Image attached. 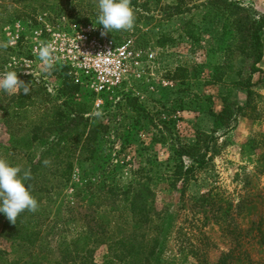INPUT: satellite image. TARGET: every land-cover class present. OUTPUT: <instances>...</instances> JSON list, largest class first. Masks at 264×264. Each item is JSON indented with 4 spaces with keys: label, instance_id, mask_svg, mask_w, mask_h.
Masks as SVG:
<instances>
[{
    "label": "rangeland",
    "instance_id": "374dc122",
    "mask_svg": "<svg viewBox=\"0 0 264 264\" xmlns=\"http://www.w3.org/2000/svg\"><path fill=\"white\" fill-rule=\"evenodd\" d=\"M135 1L140 12L148 10V14L143 12L145 19L143 15L142 18L137 17L134 12L133 28L114 31L113 34L120 42L130 41L131 46L142 54L137 72L113 97L103 94L98 109L94 107V95L89 98L87 92L80 91L77 96L78 102L87 105L86 112L93 115L88 116L89 122L106 127L98 133L99 156L107 159L106 174L102 175L103 171L99 172V168L93 165L80 162L85 155L84 150L71 153L66 150L61 157L70 154L69 159L74 163L71 185L80 186L87 180L98 183L108 173L114 176L116 183L125 185L134 179L133 172L143 167L147 168L153 180L166 178L178 163L174 154L178 144L194 143L196 132L200 131L197 128L206 127L207 130V125L197 127L195 112L222 108L223 99L232 108L245 101L244 89L233 83L248 77L250 60H245L235 48L229 61L231 69L219 73L220 82L213 79L214 68L224 61L220 47L226 43V36L222 34L218 20L207 21L209 0H184L182 7L188 10L173 17L172 10L165 9V6L175 5L177 0ZM238 1L254 9L258 6L257 12L264 15V0ZM32 9L36 11L32 13ZM40 13L48 14L52 20L64 16L70 21L88 20L98 25L96 0H0V74L6 71L29 74L35 78V85L42 92L47 91L55 97L61 83L58 75H53L51 69L39 62H35L32 68L18 66L16 61L29 55L28 48L11 50L5 46V26L32 19ZM150 16H153L152 20ZM168 16L171 18L166 20ZM189 23L198 29L195 41L181 34L182 28ZM161 30L169 32L175 42L165 46L156 44L155 33ZM150 53L153 54L151 59L148 57ZM175 71L179 75L176 80L172 78ZM253 91L262 98L253 99L255 113L260 117L250 119L245 125L249 130L245 141L237 142L232 134L238 123L228 131L220 129L216 134V148L206 154L208 163L193 172L182 195L181 187L175 191L166 184H150L154 195L151 212L154 221L147 238L148 242L156 238L163 240L161 264H217L223 253L231 254L227 264H234L238 257L250 264H264V162L260 159L264 157V76L262 84ZM124 93L129 95L131 103L126 98L121 101ZM18 94L19 91L9 94L0 90V153L13 165L22 168L26 164V153H36L37 150L30 148L26 140H20L23 131L16 133L12 144L6 130L8 127L3 125L4 116H9L7 107L13 105L14 96ZM48 106V102L43 105L35 102L21 110L19 119L22 122L35 121L41 111H49ZM201 122L204 123V119ZM17 124L18 120L13 119L11 125ZM201 132L207 133L205 130ZM13 148L16 151H12ZM185 163L190 164L188 159ZM55 179L49 182L53 186L59 182L58 178ZM47 190L39 198L40 203L48 205V210L44 212V223L38 228V239L51 241V247H56L60 240H69L85 222L89 228L99 232V238L105 242L115 240L134 228L129 218H119L110 210L113 204L110 200L81 201L71 196L72 188L69 187L60 194L50 184ZM90 192L97 194L93 190ZM207 195L212 198V203L207 202ZM228 204L232 205L228 213L216 211L217 207L225 209ZM102 218L107 222L100 221ZM67 220L73 222L64 224ZM3 223L0 214V251L6 253L5 258L10 263L19 257L26 258V255L34 258L45 256L46 253L39 248L25 245L21 249L9 243L3 237ZM154 224L160 227V231ZM104 253L105 245L98 244L94 250L97 264H119L105 258ZM49 262L53 263L52 255L48 262L41 264Z\"/></svg>",
    "mask_w": 264,
    "mask_h": 264
},
{
    "label": "trees",
    "instance_id": "16d2710c",
    "mask_svg": "<svg viewBox=\"0 0 264 264\" xmlns=\"http://www.w3.org/2000/svg\"><path fill=\"white\" fill-rule=\"evenodd\" d=\"M184 3V0H177L175 5H166L165 9H171V16L173 17V15L188 10L183 9L182 6ZM130 6L133 12L137 14V17L142 18L144 16L145 19L143 12H145L144 14H148V10L140 12V8L137 7L135 0H130ZM35 11V9H32L31 12L34 13ZM171 16L165 19L168 20ZM149 18L151 19L153 16ZM206 18L208 22L218 20L221 23L223 30L222 34L226 36V43L229 42L228 44L225 43V46L222 45L220 47L224 53V61L220 66L214 68V80H219L220 82L219 73L231 69L229 61L232 60L230 57L232 56V49L235 48V51L239 52L245 60H250V72L248 77L233 83L244 89L245 101L236 108H232L227 104V100L223 99L221 111L213 115L214 124L212 131L210 133L197 131L194 143H184L185 145L178 144V147L174 149V154L178 163L166 178L160 177L157 180H153L147 168L143 167L134 171V179L125 185L116 183L117 180L110 173L100 179L98 183H92L87 180L80 186L71 185L74 163L69 159L71 158L69 157L70 154L65 155V158L61 157V153L66 150V152L70 153L78 149L79 151L84 150L85 155L83 158H80V162L93 165L95 168H99V172L103 171L102 175L106 174L104 167L107 163V159L104 156H99L98 146V133L100 131L103 132L106 127L101 123L94 124L89 122L88 116L93 115H89L86 112L87 105L85 103H80L77 100L80 91L87 92L89 98H92L93 94L88 92L87 89L85 90L84 87H80L74 81L70 68L66 66H57L51 69V73L53 75H58V78L61 79L60 86L55 92V97H52L47 91L42 92L35 85V78L31 75L17 73L18 78L28 83L32 91L29 95H24L22 91H19V94L14 96V98L16 97L15 101L13 105L7 107L6 113L9 116H4L3 125L5 128L8 127L6 130L12 144L15 142H13V138H15L18 133L24 132L23 135L20 136V140H26L30 148L37 150L36 153L32 154L25 152L27 154L26 164L22 169L31 170L32 178L28 181V184L30 185L31 194L37 197L38 200H36L39 206L38 210L35 212L25 210L19 214L15 224L11 223L1 214L4 220L2 232L4 239L8 240V242L15 247L22 249L25 245L32 246L33 248H39L46 254L45 256L37 255L36 258L31 255H26V258L19 257L17 260L10 263V261L5 258L6 253L0 251V261H3L2 264H41L46 260L48 262L51 255L53 263L49 262L50 264H97L94 257V250L98 244L105 245V258L113 259L119 264H161L160 255L163 240L161 241L156 238L148 242L147 238V233L152 229L151 224L154 221L151 217L154 195L150 184L155 182H157L156 184H166L175 191L179 190L178 187H181L182 191L180 194L182 195L183 190L192 179L193 172L204 168L206 163H208L206 154L208 155L211 149L216 148L217 132L220 129L228 131L234 128L239 117H249V119L252 120L260 117V115L255 113L256 107L253 105V99L261 100L262 98L252 89V77L254 74L261 72L258 68V64H260L264 55V15L258 13L253 6L245 5L238 0H209ZM77 22L83 25L94 24L88 20L83 22L76 20L75 23ZM182 30V36L190 38V40L193 41L196 40L198 29L194 24H185ZM110 35L113 40L120 42L113 32L110 33ZM155 37L156 44H159V46H165L175 42V40L172 41L169 32H164L162 30L155 33ZM176 72L177 71L172 75V78L175 80L178 79L179 76ZM122 95L121 101L126 98V100L131 103L127 93ZM207 99L209 102L211 101L210 98H206V100ZM196 100L199 102V97H197ZM132 101L134 102L135 100ZM35 102H38L40 105L48 102V108L50 107L49 111L48 109L41 111L40 117L35 121L22 122L19 119L20 112H22L21 110L33 106ZM198 109L202 110L200 108ZM207 112L211 113V109L207 110ZM252 112L255 115H251ZM92 118L95 119L97 117ZM13 119L18 120L17 125H11ZM69 147L72 149L70 150ZM12 151H16V149L13 148ZM2 155L3 154L0 153V158L7 160L13 165L10 160ZM185 159L189 160V165L185 163ZM260 159L264 162L263 156ZM46 160L49 161L47 165L44 164ZM149 170L151 171V169ZM55 178H58L59 182L53 186V184L49 182L51 180H57ZM42 182L43 186L41 185ZM49 184L58 194L68 187L72 188L71 196L73 198L78 197L81 201H88L89 199L95 201V199L100 200L101 198L110 200L113 203L110 210L119 218H122V216L129 218L130 221L134 223L133 230L129 233H123L115 240L105 242V239L99 238V232L89 228L88 223L85 222L80 227V231H77L69 240H60L56 242V247H51V241L44 238L38 239V228L44 223V212L48 210V205L46 206L44 203H40L39 198H42L43 195L48 192L47 189ZM92 190L96 191L97 194H92V192H90ZM203 200H205V198H203ZM207 202H213L209 195H207ZM238 207L239 206H237V208ZM231 208L232 205L228 204L227 208L222 209L221 207H217L216 211L222 210L228 213ZM166 214L167 213H165V215ZM168 218H166V220ZM101 220H103L104 223L107 222V220L103 218L100 219V221ZM71 222H73V220H67L64 224H69ZM100 224H102V222ZM154 227L158 228L160 231L158 225L154 224ZM100 229L104 231V228ZM54 257L56 258L53 259ZM230 258V253H223L217 264H227V260ZM234 264L250 263L248 260L238 257L235 259Z\"/></svg>",
    "mask_w": 264,
    "mask_h": 264
},
{
    "label": "built area",
    "instance_id": "2783aa9c",
    "mask_svg": "<svg viewBox=\"0 0 264 264\" xmlns=\"http://www.w3.org/2000/svg\"><path fill=\"white\" fill-rule=\"evenodd\" d=\"M102 31L101 26L77 24L64 16L52 20L46 13L3 28L5 46L11 50L28 48L29 55L17 60L18 66L32 68L39 62L47 69L69 67L74 81L95 96L96 109L103 94L113 97L135 75L142 56L130 41L116 42L110 33L101 35ZM45 46L50 52V66L39 59V51ZM148 57L153 58V54Z\"/></svg>",
    "mask_w": 264,
    "mask_h": 264
},
{
    "label": "clouds",
    "instance_id": "9594fccd",
    "mask_svg": "<svg viewBox=\"0 0 264 264\" xmlns=\"http://www.w3.org/2000/svg\"><path fill=\"white\" fill-rule=\"evenodd\" d=\"M96 8V22L103 26L104 30L101 35L133 28L135 16L130 0H96ZM39 59L43 64L50 66V52L47 46L40 49ZM0 90L9 94L22 91L24 95H29L32 91L30 85L20 80L15 71L0 74ZM48 163L49 161H44L45 165ZM31 178L30 169L13 166L0 158V214L13 224L18 215L25 210L30 212L38 210V202L31 194L28 184Z\"/></svg>",
    "mask_w": 264,
    "mask_h": 264
},
{
    "label": "crops",
    "instance_id": "0c3cea01",
    "mask_svg": "<svg viewBox=\"0 0 264 264\" xmlns=\"http://www.w3.org/2000/svg\"><path fill=\"white\" fill-rule=\"evenodd\" d=\"M256 9H259L258 6H256ZM258 68L260 69L261 72H258L256 74L253 75V77H256L255 79L252 77V83H253V87L252 89L255 90L257 88V86L259 87V85L262 84V80H263V76H264V57L262 59V61L260 62V64H258ZM217 102V101H216ZM221 111V108H212L211 109V113L210 112H195L194 115L196 116L195 118V122L198 126H205L207 125V130L206 127L205 129L202 128H197V130H205L207 131V133H210L212 128H213V124H214V116L218 114ZM201 119H204V123L201 122ZM249 117H239L238 121H237V126L234 132H232L233 136L235 139H237V142H242L245 141L247 139V137L249 136V130L246 129L245 125H248L249 122ZM196 129V128H195Z\"/></svg>",
    "mask_w": 264,
    "mask_h": 264
}]
</instances>
